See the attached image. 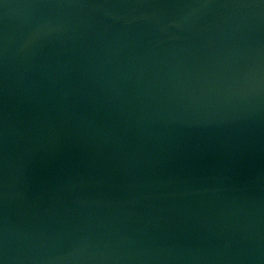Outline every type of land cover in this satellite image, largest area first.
I'll list each match as a JSON object with an SVG mask.
<instances>
[{"label":"water","instance_id":"obj_1","mask_svg":"<svg viewBox=\"0 0 264 264\" xmlns=\"http://www.w3.org/2000/svg\"><path fill=\"white\" fill-rule=\"evenodd\" d=\"M0 264H264V0H0Z\"/></svg>","mask_w":264,"mask_h":264}]
</instances>
